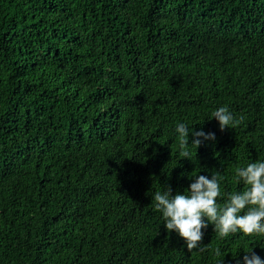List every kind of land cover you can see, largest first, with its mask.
<instances>
[{"label":"trees","instance_id":"16d2710c","mask_svg":"<svg viewBox=\"0 0 264 264\" xmlns=\"http://www.w3.org/2000/svg\"><path fill=\"white\" fill-rule=\"evenodd\" d=\"M219 106L240 123L221 131ZM181 121L215 133L193 160ZM259 159L264 0H0V264L264 258V237L211 224L187 249L152 200L199 170L241 190L235 169Z\"/></svg>","mask_w":264,"mask_h":264},{"label":"clouds","instance_id":"9594fccd","mask_svg":"<svg viewBox=\"0 0 264 264\" xmlns=\"http://www.w3.org/2000/svg\"><path fill=\"white\" fill-rule=\"evenodd\" d=\"M212 118L218 122L221 131L234 128L242 120L228 106L215 108L208 117ZM171 136L177 140L178 157L189 160H193L191 147L196 153L203 141L215 139V133L202 129L194 131L185 121L175 124ZM199 172L189 175L191 182L183 192L173 193L170 186H162L161 190L154 192L153 207L161 213L164 227L183 238L189 250L200 247L204 230L210 224L222 239L237 233L264 237V159L247 162L235 169V183L243 185L236 191L222 190L219 171L211 170L210 175ZM225 254L220 248L215 250V255L221 257L216 264H222ZM236 254L237 251L234 258ZM236 264H264V258L249 247L242 257L236 259Z\"/></svg>","mask_w":264,"mask_h":264}]
</instances>
